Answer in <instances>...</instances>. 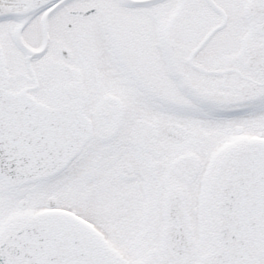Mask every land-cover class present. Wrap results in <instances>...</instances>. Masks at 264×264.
<instances>
[{
    "label": "snow or ice",
    "instance_id": "1",
    "mask_svg": "<svg viewBox=\"0 0 264 264\" xmlns=\"http://www.w3.org/2000/svg\"><path fill=\"white\" fill-rule=\"evenodd\" d=\"M0 264H264V0H0Z\"/></svg>",
    "mask_w": 264,
    "mask_h": 264
}]
</instances>
